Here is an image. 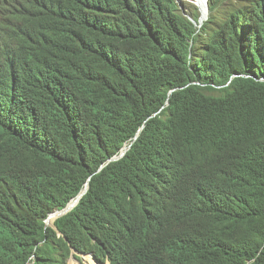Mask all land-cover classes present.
<instances>
[{
    "label": "trees",
    "instance_id": "16d2710c",
    "mask_svg": "<svg viewBox=\"0 0 264 264\" xmlns=\"http://www.w3.org/2000/svg\"><path fill=\"white\" fill-rule=\"evenodd\" d=\"M209 2L0 0V264H264V0Z\"/></svg>",
    "mask_w": 264,
    "mask_h": 264
},
{
    "label": "clouds",
    "instance_id": "9594fccd",
    "mask_svg": "<svg viewBox=\"0 0 264 264\" xmlns=\"http://www.w3.org/2000/svg\"><path fill=\"white\" fill-rule=\"evenodd\" d=\"M210 0H206V8H209L208 9V11H207V15H206V17H205V19H201V17H202V15H201V13H199L198 11H197V9H193V8H191V9H189V8H186V11L187 12H189V11H195V12H198L199 13V21H196V20H194V18L193 17H191V16H189V15H187L188 13L187 12H185L184 11V9H182V2L180 1V0H177V2H178V4H179V7H180V9H181V11L183 12V13H185V15L191 20V22L196 26V27H198L199 29H202V27L205 25V23L209 20V15H210V2H209ZM251 1L252 0H226V4H227V6L229 7V8H231L232 9V11H233V9H235L237 6H242V7H244L245 9H246V11H256V10H260V8L262 7H257V5H252L251 4ZM198 2V1H197ZM197 5H198V3H197ZM199 6V5H198ZM252 6H256V7H252ZM128 147V146H127ZM125 148V147H124ZM123 148V149H124ZM131 147H129V149H130ZM128 149V150H129ZM122 152H123V150H122ZM127 153V152H126ZM122 154V153H121ZM120 154V155H121ZM120 155H118V156H120ZM126 155V154H125ZM115 157H117V156H115ZM115 157H113V158H115ZM124 157V156H123ZM122 157V158H123ZM113 158L111 159V160H113ZM122 158H120V159H122ZM120 159H118V160H120ZM110 160V161H111ZM118 160H114V161H118ZM112 162V161H111ZM88 185V184H87ZM89 186V185H88ZM89 189V188H88ZM88 191V190H87ZM82 193V192H81ZM80 193V194H81ZM79 194V195H80ZM83 198V197H82ZM74 201V200H73ZM72 201V202H73ZM71 202V203H72ZM70 203V204H71ZM76 207V206H75ZM74 207V208H75ZM73 208V209H74ZM71 212V211H70ZM54 214V213H53ZM48 220V219H47ZM56 222V221H55ZM55 229V228H54ZM60 235H62V233H60ZM67 240V239H66ZM86 253H88L89 255H92V256H94L95 258H97L98 260L100 259V257H102L103 258V260L101 261V263L102 264H113V260L111 259V256L108 254V253H106L105 251H104V255H100V254H98V253H95V252H81V251H78L77 249H75V248H72L71 249V256H70V258H69V260H68V264H71V262H72V260L73 259H76V260H78V261H81L82 262V256L84 257V255L86 254ZM83 264V263H82ZM84 264H86V263H84ZM88 264V263H87Z\"/></svg>",
    "mask_w": 264,
    "mask_h": 264
},
{
    "label": "water",
    "instance_id": "95a60500",
    "mask_svg": "<svg viewBox=\"0 0 264 264\" xmlns=\"http://www.w3.org/2000/svg\"><path fill=\"white\" fill-rule=\"evenodd\" d=\"M207 6V5H206ZM208 9L209 8H206V10L208 11ZM128 149H129V147H125L124 149H123V152H122V154L120 155V156H117V157H115V158H113V160H111V161H114V160H118V159H120V158H122L123 156H125V154H126V152L128 151ZM88 188H89V186L87 185V187H86V189L71 203V204H69L65 209H63V210H60V211H57L56 213H54V214H51L50 215V217L48 218V220H46V226L47 227H52V228H55L56 230H57V227H56V225H55V221L58 219V218H60V217H62V216H64V215H66V214H68L70 211H72L73 210V208L75 207V206H77L78 204H79V202H80V200L82 199V197L87 193V190H88Z\"/></svg>",
    "mask_w": 264,
    "mask_h": 264
},
{
    "label": "rangeland",
    "instance_id": "374dc122",
    "mask_svg": "<svg viewBox=\"0 0 264 264\" xmlns=\"http://www.w3.org/2000/svg\"><path fill=\"white\" fill-rule=\"evenodd\" d=\"M182 2V9H184L185 12L186 11V8H193V9H197V11L199 13H201L202 15V12H201V9L200 7L197 5V0H180ZM83 262L81 261H78L76 259H73L71 264H84V263H88V264H102L101 261L103 260L102 257H100V259L98 260L97 258H95L94 256L92 255H89V256H86L85 258H83Z\"/></svg>",
    "mask_w": 264,
    "mask_h": 264
},
{
    "label": "bare ground",
    "instance_id": "6f19581e",
    "mask_svg": "<svg viewBox=\"0 0 264 264\" xmlns=\"http://www.w3.org/2000/svg\"><path fill=\"white\" fill-rule=\"evenodd\" d=\"M198 1V5L201 9L202 12V16H206L207 15V10H206V0H197ZM89 256V255H87ZM86 257V256H85ZM87 264V263H86Z\"/></svg>",
    "mask_w": 264,
    "mask_h": 264
}]
</instances>
